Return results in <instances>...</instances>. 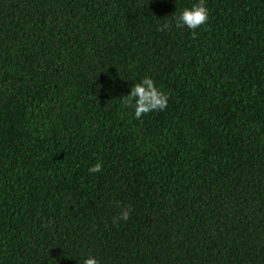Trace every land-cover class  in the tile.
<instances>
[{"label": "trees", "instance_id": "16d2710c", "mask_svg": "<svg viewBox=\"0 0 264 264\" xmlns=\"http://www.w3.org/2000/svg\"><path fill=\"white\" fill-rule=\"evenodd\" d=\"M198 2L0 0V264H264V0Z\"/></svg>", "mask_w": 264, "mask_h": 264}, {"label": "clouds", "instance_id": "9594fccd", "mask_svg": "<svg viewBox=\"0 0 264 264\" xmlns=\"http://www.w3.org/2000/svg\"><path fill=\"white\" fill-rule=\"evenodd\" d=\"M209 18L210 12L206 0H199L190 8L186 7L179 14L174 15L171 20L163 19L164 22L157 30L163 32L170 31L173 27L177 29L187 28L191 31L193 38H196L197 29L206 26ZM168 102L169 94L158 88L154 79L148 76L134 84L129 95L122 96V103L125 107H134V115L137 120L152 112L166 110ZM102 170L103 163L99 161L88 169L90 174L100 173ZM130 212V208L122 209L118 216L113 218V223L120 219L126 222L130 217ZM83 264H101V262L95 256H89L84 259Z\"/></svg>", "mask_w": 264, "mask_h": 264}]
</instances>
